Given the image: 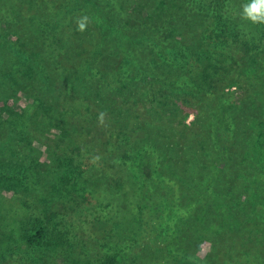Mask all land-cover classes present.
I'll list each match as a JSON object with an SVG mask.
<instances>
[{
	"label": "trees",
	"instance_id": "16d2710c",
	"mask_svg": "<svg viewBox=\"0 0 264 264\" xmlns=\"http://www.w3.org/2000/svg\"><path fill=\"white\" fill-rule=\"evenodd\" d=\"M245 2L0 0V192L38 180V150L62 166L54 208L24 198L21 247L50 227L83 236L75 264H264V25Z\"/></svg>",
	"mask_w": 264,
	"mask_h": 264
},
{
	"label": "rangeland",
	"instance_id": "374dc122",
	"mask_svg": "<svg viewBox=\"0 0 264 264\" xmlns=\"http://www.w3.org/2000/svg\"><path fill=\"white\" fill-rule=\"evenodd\" d=\"M134 1L140 4L143 0ZM136 10L141 18V13L144 14L141 11L143 9L136 7ZM172 77L175 78V76ZM176 82L180 85L185 82V78L179 77V80ZM19 99V103H17L21 106L30 103V100H27L24 96H19ZM192 119L193 116H190L188 121ZM51 129L53 131L55 130V128L50 126V130ZM54 133H57V130H55ZM50 138H52V135ZM36 157L38 163L37 167H39L36 171V175L38 176L36 182L31 181L28 184H24L22 181L16 183V181L7 182L2 179L6 183L4 184L6 190L0 192V264H10L7 258L11 254L16 255L14 256L16 258L12 259V264H75V260H81L79 257V248H77L78 242L84 239L79 233V235H72L69 231H63L61 229V234H59L52 232V228L49 227V231H47L45 239L40 247H21L27 230L35 228L36 223L39 222V220H34V218L29 217L28 219L25 215L26 208H23L24 201H26L25 199L28 198L31 200L35 206L39 208V213H43V210H50L51 207L54 208L57 204V202L53 201L57 198L56 195L52 193L51 178H53L57 170H62L61 163L52 153L45 150L40 153L38 150L36 152ZM56 186L59 188V181H57ZM29 216H35V214H29ZM26 224L27 227L25 226ZM88 227L93 239H103L105 231L108 229V224L96 222ZM23 228H26V232L23 231ZM101 242H98V244L101 245ZM106 248V245H101L102 252H104Z\"/></svg>",
	"mask_w": 264,
	"mask_h": 264
},
{
	"label": "clouds",
	"instance_id": "9594fccd",
	"mask_svg": "<svg viewBox=\"0 0 264 264\" xmlns=\"http://www.w3.org/2000/svg\"><path fill=\"white\" fill-rule=\"evenodd\" d=\"M240 18L243 21H248L253 25H264V0H247L241 5ZM89 23L88 16H80L76 20L77 28L83 32L87 29ZM106 113L100 112L98 114V123L104 124ZM99 157H94L93 162Z\"/></svg>",
	"mask_w": 264,
	"mask_h": 264
}]
</instances>
